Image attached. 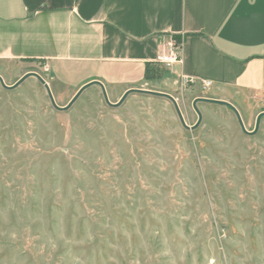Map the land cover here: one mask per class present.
<instances>
[{
	"label": "rangeland",
	"instance_id": "374dc122",
	"mask_svg": "<svg viewBox=\"0 0 264 264\" xmlns=\"http://www.w3.org/2000/svg\"><path fill=\"white\" fill-rule=\"evenodd\" d=\"M0 77V264H264V116L247 134L200 99L250 133L263 102L165 77L60 110L39 62Z\"/></svg>",
	"mask_w": 264,
	"mask_h": 264
},
{
	"label": "crops",
	"instance_id": "0c3cea01",
	"mask_svg": "<svg viewBox=\"0 0 264 264\" xmlns=\"http://www.w3.org/2000/svg\"><path fill=\"white\" fill-rule=\"evenodd\" d=\"M175 37L183 63L164 78L264 104V0H0V60L39 62L76 94L100 83L119 96L160 81L145 79L147 66Z\"/></svg>",
	"mask_w": 264,
	"mask_h": 264
},
{
	"label": "water",
	"instance_id": "95a60500",
	"mask_svg": "<svg viewBox=\"0 0 264 264\" xmlns=\"http://www.w3.org/2000/svg\"><path fill=\"white\" fill-rule=\"evenodd\" d=\"M29 75H37V74H35V73H32V74H31V73H30V74H28L27 76H29ZM27 76H25L22 80H20L15 86L10 87V89H13V88L17 87L18 85H20V84L24 81V79H26ZM39 78H40V77H39ZM0 80H2L1 77H0ZM40 80L46 85V88H47V90H48V92H49V95H50V98H51V100H52V103L54 104V106H55L56 108H58V107L56 106V104H55L54 98H53V96H52V93H51V91H50L48 85L45 83V81H44L42 78H40ZM99 85L104 89V86H103L102 84L99 83ZM87 88H88V86H85V87H83L82 89H80V90L78 91V93L75 95V97L73 98V100L71 101V103H70L67 107H64V108H58V109H60V110H68V109H69V108H70V107H71V106H72V105L78 100V98L80 97V95H81V94H82ZM132 91H134V90H131V91H128L127 93H125V95L123 96V98H122V100H121L120 103H123V102L126 100V98H127V96L129 95V93L132 92ZM155 94H157V95H161V96H165V97L169 98L171 101H173L174 104H175V106H176V108H177V111H178V114H179V118H180L182 124H183L186 128H189V127L186 125V122H185V120H184V118H183V115H182V113H181V111H180V109H179V107H178V105H177L175 99H174L172 96L168 95V94H163V93H155ZM104 95H105V98L107 99V94H106V91H105V90H104ZM200 100H203V101H210V102H216V103H223V104L229 106V107H230L231 109H233L234 112L236 113L237 118H238V120H239V123H240V126H241L242 130H243L245 133H247V134H256V133H257V131H258L259 127H260L261 119H262V117L264 116V113H262V114L259 115L258 120H257L256 130H255L254 132L250 133V132H248V131L246 130V128H245V126H244V123H243V121H242V118H241L239 112L236 110V108H235L233 105H231V104H229V103H226V102H219V101H215V100H208V99H200ZM196 110H197V112H198V114H199V122L197 123L196 126L193 127V129L197 128V127L200 125L201 121H202V116H201L200 112L198 111V109H196Z\"/></svg>",
	"mask_w": 264,
	"mask_h": 264
},
{
	"label": "built area",
	"instance_id": "2783aa9c",
	"mask_svg": "<svg viewBox=\"0 0 264 264\" xmlns=\"http://www.w3.org/2000/svg\"><path fill=\"white\" fill-rule=\"evenodd\" d=\"M158 64L165 65L167 67H172L183 63L182 55V44L176 41L172 42L168 46V51L166 54L161 55L158 60ZM205 87H211V82H204Z\"/></svg>",
	"mask_w": 264,
	"mask_h": 264
},
{
	"label": "trees",
	"instance_id": "16d2710c",
	"mask_svg": "<svg viewBox=\"0 0 264 264\" xmlns=\"http://www.w3.org/2000/svg\"><path fill=\"white\" fill-rule=\"evenodd\" d=\"M177 43H181V39L179 37H175ZM42 65V64H41ZM43 66V65H42ZM160 64H149L147 66V72L145 79L147 81H155L161 80L164 78L167 72L162 71Z\"/></svg>",
	"mask_w": 264,
	"mask_h": 264
}]
</instances>
